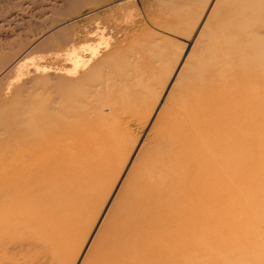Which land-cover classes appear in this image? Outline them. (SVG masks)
Returning <instances> with one entry per match:
<instances>
[{"label": "bare ground", "instance_id": "bare-ground-1", "mask_svg": "<svg viewBox=\"0 0 264 264\" xmlns=\"http://www.w3.org/2000/svg\"><path fill=\"white\" fill-rule=\"evenodd\" d=\"M257 5L264 0L244 4L253 13ZM229 26L205 48L176 96L166 99L162 122L154 124L158 145L145 155L138 150L132 161L131 152L121 157L118 131L119 117L135 107L120 92V100L103 98L114 52L55 35L41 46L56 48L55 54L29 59L30 65L9 63L0 92V153L14 154L9 184L16 186L17 203L0 205V264L60 262L76 247L72 235L88 238L100 221L116 185L110 182L129 161L132 172L97 229L87 264H234L225 255L238 263L264 262L255 256L264 246L247 228L244 242L252 248L246 256L230 255L229 237L235 216L243 212L249 221L256 215L249 190L251 181L264 179L258 159L264 157V38L252 53L245 48L264 18H236ZM208 76L219 80L209 83ZM192 89L205 97L194 99ZM198 103L203 106L195 112ZM8 186L0 187V198L14 187Z\"/></svg>", "mask_w": 264, "mask_h": 264}, {"label": "rangeland", "instance_id": "rangeland-1", "mask_svg": "<svg viewBox=\"0 0 264 264\" xmlns=\"http://www.w3.org/2000/svg\"><path fill=\"white\" fill-rule=\"evenodd\" d=\"M245 2L246 0H0V74L3 73L0 75V92L6 88L8 72H5L10 64L19 62L30 65L42 58L40 55L47 58L57 52L52 46L47 50L42 48L49 45L55 35L62 39H74L76 43L99 45L101 51L110 49L114 52L111 56L114 60L109 62L105 70L108 88L104 91L103 98L104 102L117 101L120 92L127 98L126 105L135 107L119 117L123 122V129L122 132L118 131V136H123L121 157L124 160L131 152L132 161L138 150L145 155L158 145L154 124L156 121L162 122L164 103L171 93L174 92L173 96H176L180 85L188 81L198 61L204 59L205 48L220 40L224 35L223 29H228L232 20L248 16L260 20L264 18V5L255 6L253 13L246 9ZM262 38L264 26H260L255 34L248 37L245 47L247 54L258 48L257 44ZM29 59L31 63L27 62ZM214 79L219 80V77L210 76L209 83ZM188 92L197 100L205 97L204 92L196 89ZM159 96L161 98L147 121ZM185 103L186 101H181L180 105L185 107ZM201 105L203 106L202 103L194 105L193 110L198 112L202 109ZM100 106L105 105L101 103ZM102 109L106 114L107 110ZM144 113L145 117L142 118ZM159 115L161 118L157 119ZM258 159L264 162V157L260 156ZM131 161L117 180L115 175L110 182L109 186L114 181L116 185L104 206L100 221L96 223L97 227L94 226L88 238L86 232H75L72 235V245L76 247L71 246L68 254L54 264H87L88 250L98 245V227L103 223L119 192L124 191L125 178L132 172ZM259 178L251 181L249 190L257 203L258 210L254 212L256 215L247 221L242 212L231 221V256H244L250 252L249 248L252 247L244 242L245 228L246 234H254L264 246V219L261 217V210L264 214V179L262 175ZM11 179L15 180L14 154L0 153V187L14 186L15 184H9ZM254 186L258 187V193L253 189ZM2 196V207L10 208L15 205L16 186L5 191ZM230 212L238 214L240 209L233 207L231 210L230 207ZM239 233L241 238L237 239ZM84 240L81 253L73 263ZM255 256L264 259V247L262 253ZM225 257L234 264H246L240 258L238 263L232 257ZM18 263H21V259Z\"/></svg>", "mask_w": 264, "mask_h": 264}]
</instances>
